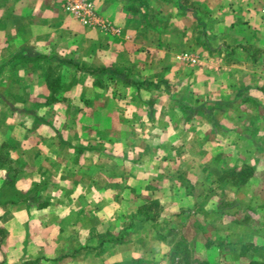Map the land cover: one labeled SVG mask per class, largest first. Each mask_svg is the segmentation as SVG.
<instances>
[{"label": "crops", "instance_id": "obj_1", "mask_svg": "<svg viewBox=\"0 0 264 264\" xmlns=\"http://www.w3.org/2000/svg\"><path fill=\"white\" fill-rule=\"evenodd\" d=\"M90 1L117 33L0 0V264H176L182 226L212 264L264 261V201L219 179L264 169V0Z\"/></svg>", "mask_w": 264, "mask_h": 264}, {"label": "trees", "instance_id": "obj_2", "mask_svg": "<svg viewBox=\"0 0 264 264\" xmlns=\"http://www.w3.org/2000/svg\"><path fill=\"white\" fill-rule=\"evenodd\" d=\"M133 84L136 82L131 81ZM144 83V82H143ZM147 85H154L153 82L145 81ZM48 89L52 95L59 87L58 80H51L46 82ZM254 168L250 164H243L239 168L231 167L223 171L219 178L223 184L231 186L245 185L249 179L254 175ZM160 204L157 200H148L137 208V215L141 219L155 221L159 215ZM160 239L167 245L166 247L172 252L173 257L176 258V264H212L204 256L197 255L191 245V241L174 228H167L163 233L158 232ZM2 233L0 232V239ZM121 237H115V241H121ZM246 245L241 246V255L243 256L242 249ZM246 256V255H245ZM23 264H40L39 259L26 261ZM243 264H264V261L257 259L247 258Z\"/></svg>", "mask_w": 264, "mask_h": 264}, {"label": "rangeland", "instance_id": "obj_3", "mask_svg": "<svg viewBox=\"0 0 264 264\" xmlns=\"http://www.w3.org/2000/svg\"><path fill=\"white\" fill-rule=\"evenodd\" d=\"M137 5H142V1L138 0ZM135 8V7H134ZM133 9V8H132ZM178 182H183V180H179ZM133 194V199L134 202L136 204L141 205L142 203H144L143 198L141 197L140 193L138 192L137 189H134ZM221 196V195H220ZM220 196L219 193L216 194V197L213 198V200H220ZM227 196V195H226ZM229 196V198H227ZM228 196L225 197V200L229 203L232 202V200H237V199H233V195L229 192ZM252 196L257 198L258 201H264V169L260 170V171H256V173L249 179V181L244 185L243 189L241 190V193H239V201L241 202V204L243 205H249L253 202L252 200ZM235 198V197H234ZM251 201V203H250ZM234 207V206H233ZM230 207V208H233ZM248 221V220H247ZM248 223L252 224L251 221H248ZM179 233H181L182 235H184L187 238V234L189 233L188 230L186 228H184L183 226L179 229ZM193 238L195 239H200L202 240L203 238L201 237V233H193ZM193 239V240H194ZM204 240V239H203ZM194 252H196L197 255H200V250L197 249V246L195 245V243H191ZM254 245L253 244H246V246H244V248L242 249L243 251V256L239 257L238 259L235 260V262L233 261L232 264H243L246 262L247 257L245 256L247 253H250L252 251H254ZM224 259L222 260V264H229L226 263ZM216 264V263H215Z\"/></svg>", "mask_w": 264, "mask_h": 264}, {"label": "built area", "instance_id": "obj_4", "mask_svg": "<svg viewBox=\"0 0 264 264\" xmlns=\"http://www.w3.org/2000/svg\"><path fill=\"white\" fill-rule=\"evenodd\" d=\"M63 7L84 25L105 28L113 33L118 32V29L109 25L95 10L90 0H64Z\"/></svg>", "mask_w": 264, "mask_h": 264}]
</instances>
